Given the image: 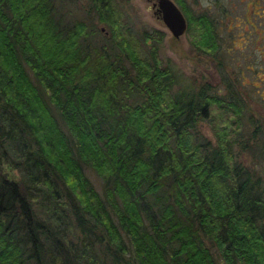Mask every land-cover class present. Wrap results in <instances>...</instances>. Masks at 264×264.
Masks as SVG:
<instances>
[{
	"label": "trees",
	"instance_id": "1",
	"mask_svg": "<svg viewBox=\"0 0 264 264\" xmlns=\"http://www.w3.org/2000/svg\"><path fill=\"white\" fill-rule=\"evenodd\" d=\"M70 3L0 0V264H264V121L185 84L119 0ZM184 11L218 53L213 16Z\"/></svg>",
	"mask_w": 264,
	"mask_h": 264
},
{
	"label": "rangeland",
	"instance_id": "2",
	"mask_svg": "<svg viewBox=\"0 0 264 264\" xmlns=\"http://www.w3.org/2000/svg\"><path fill=\"white\" fill-rule=\"evenodd\" d=\"M86 1L71 0L69 7L72 16L82 17V6L86 5ZM176 1L183 11L185 8L191 15L205 12L213 16L220 37L218 53H204L195 49L189 31L180 38L174 37L163 20L155 14L153 0H119V3L124 16L138 32L147 29L165 33L160 59L163 63L174 64L185 84L191 83L198 87L208 81L220 94H226L228 87H235L245 99L247 116L253 114L264 121V0ZM246 16L254 26L250 25ZM103 26L100 24V27ZM198 128L205 137L216 140L207 123H201ZM238 158L250 166L259 163L252 154L239 153ZM259 165L258 170L264 175V161ZM87 175L100 191L101 179L90 169Z\"/></svg>",
	"mask_w": 264,
	"mask_h": 264
},
{
	"label": "water",
	"instance_id": "3",
	"mask_svg": "<svg viewBox=\"0 0 264 264\" xmlns=\"http://www.w3.org/2000/svg\"><path fill=\"white\" fill-rule=\"evenodd\" d=\"M162 19L174 37L180 38L187 33L189 23L182 10L173 0H159Z\"/></svg>",
	"mask_w": 264,
	"mask_h": 264
},
{
	"label": "flooded vegetation",
	"instance_id": "4",
	"mask_svg": "<svg viewBox=\"0 0 264 264\" xmlns=\"http://www.w3.org/2000/svg\"><path fill=\"white\" fill-rule=\"evenodd\" d=\"M178 6H179V8L182 10V8L180 7V5L178 4V2L176 1V0H173ZM242 1H244V0H242ZM153 7L155 8V14L158 16V18H160L161 20H163L162 19V17H163V15H162V12L159 10V0H153ZM247 11H246V13H248L249 12V8H247L246 9ZM182 12L184 13V15H185V12L182 10ZM185 17L187 18V16L185 15ZM246 19H247V21L248 22H250V25H252V26H254L253 25V23H251V21H249V17L248 16H246ZM188 20V19H187ZM244 22H246V21H244ZM243 22V23H244ZM188 32V31H187ZM263 33V32H262ZM261 33V34H262ZM260 34V35H261ZM257 36H258V34H257ZM264 39V38H263Z\"/></svg>",
	"mask_w": 264,
	"mask_h": 264
}]
</instances>
